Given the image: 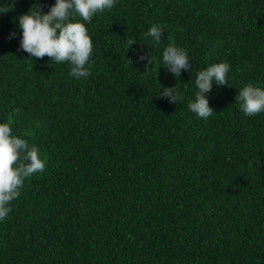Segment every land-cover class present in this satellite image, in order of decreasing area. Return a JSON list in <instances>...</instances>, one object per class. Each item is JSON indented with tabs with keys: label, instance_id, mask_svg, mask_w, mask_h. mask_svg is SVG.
<instances>
[{
	"label": "trees",
	"instance_id": "1",
	"mask_svg": "<svg viewBox=\"0 0 264 264\" xmlns=\"http://www.w3.org/2000/svg\"><path fill=\"white\" fill-rule=\"evenodd\" d=\"M55 2L0 0V123L46 163L0 222V264H264V113L237 99L264 89V0H116L77 18L94 45L80 80L20 47L19 17ZM171 44L191 63L179 78ZM218 63L205 120L188 104ZM175 87L177 104L159 98Z\"/></svg>",
	"mask_w": 264,
	"mask_h": 264
},
{
	"label": "clouds",
	"instance_id": "2",
	"mask_svg": "<svg viewBox=\"0 0 264 264\" xmlns=\"http://www.w3.org/2000/svg\"><path fill=\"white\" fill-rule=\"evenodd\" d=\"M115 6L116 0H56L48 14L40 9L32 10L19 17L20 47L35 59L48 57L55 63L70 64V75L77 80L87 78L91 75L94 45L85 23L78 22L77 18L91 24L97 13L111 11ZM162 36L163 29L159 25H153L145 34V38L151 37L155 45L160 44ZM134 44V39L127 40L128 49ZM145 59L149 64L154 63L153 57H141V60ZM163 62L177 78L182 70L191 68L187 51L175 44L164 50ZM229 71L228 63H218L198 73L195 80L198 91L188 108L199 118L206 120L214 114L206 94L212 91L213 82L227 86ZM159 98H170L173 104L182 100L176 87L164 89ZM237 99L245 115L251 117L264 113V89L248 84L239 90ZM45 168L39 149L14 135L10 123H0V222L12 211L11 204L20 197L25 180L42 173Z\"/></svg>",
	"mask_w": 264,
	"mask_h": 264
}]
</instances>
